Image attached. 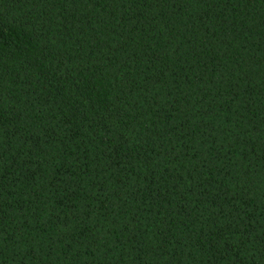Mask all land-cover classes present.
<instances>
[{
  "label": "trees",
  "instance_id": "16d2710c",
  "mask_svg": "<svg viewBox=\"0 0 264 264\" xmlns=\"http://www.w3.org/2000/svg\"><path fill=\"white\" fill-rule=\"evenodd\" d=\"M0 264H264V0H0Z\"/></svg>",
  "mask_w": 264,
  "mask_h": 264
}]
</instances>
